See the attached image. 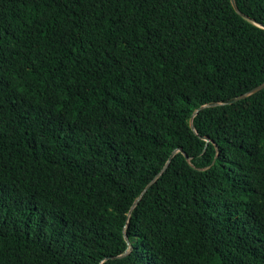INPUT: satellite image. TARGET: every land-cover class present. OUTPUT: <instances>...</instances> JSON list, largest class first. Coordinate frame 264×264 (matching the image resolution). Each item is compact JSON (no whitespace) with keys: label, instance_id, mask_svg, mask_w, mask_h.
Masks as SVG:
<instances>
[{"label":"trees","instance_id":"trees-1","mask_svg":"<svg viewBox=\"0 0 264 264\" xmlns=\"http://www.w3.org/2000/svg\"><path fill=\"white\" fill-rule=\"evenodd\" d=\"M235 4L0 0V264H264V88L230 102L264 0Z\"/></svg>","mask_w":264,"mask_h":264},{"label":"water","instance_id":"water-1","mask_svg":"<svg viewBox=\"0 0 264 264\" xmlns=\"http://www.w3.org/2000/svg\"><path fill=\"white\" fill-rule=\"evenodd\" d=\"M232 6L234 7V9L236 10V12H238L241 16H244V14L242 12H240L235 4V0H230ZM262 88H264V81L256 86H254L253 88H251L248 92H245L237 97H235L233 100H231L230 102H234V101H237L239 99H242L244 97H246L247 95L251 94V93H254V92H257L259 90H261ZM202 106H200L199 108H201ZM186 157V155H185ZM187 158V157H186Z\"/></svg>","mask_w":264,"mask_h":264}]
</instances>
